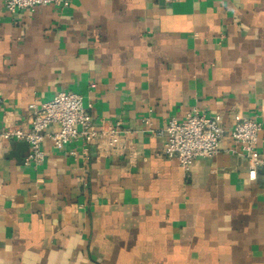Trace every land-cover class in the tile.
<instances>
[{
	"label": "crops",
	"instance_id": "crops-1",
	"mask_svg": "<svg viewBox=\"0 0 264 264\" xmlns=\"http://www.w3.org/2000/svg\"><path fill=\"white\" fill-rule=\"evenodd\" d=\"M61 92L82 95L97 126L119 123L124 148L86 157L82 141L48 139L34 167L21 142H0V264H264V169L251 180L231 138L235 116L256 118L264 158V0L14 13L0 0V129L30 130L29 106ZM192 110L223 136L186 171L155 132Z\"/></svg>",
	"mask_w": 264,
	"mask_h": 264
},
{
	"label": "built area",
	"instance_id": "built-area-1",
	"mask_svg": "<svg viewBox=\"0 0 264 264\" xmlns=\"http://www.w3.org/2000/svg\"><path fill=\"white\" fill-rule=\"evenodd\" d=\"M70 0H3L7 10L14 13L37 6H53L63 8ZM91 106H89L90 108ZM85 105L84 97L72 92H61L47 102L31 104L30 125L28 131L17 126H6L0 129V142H27L28 154L25 164L41 166L46 159L43 145L51 140L54 147L62 150L73 142L82 141V152L88 156L89 148L96 144L102 156H110L123 150L125 132L120 124L103 122L97 126ZM149 123V120H146ZM56 130L49 131L51 126ZM262 124L256 118L237 115L234 118L231 132L232 141L239 145L240 153L249 162V178L255 180L257 171L264 168V158L258 152ZM155 135L166 136L164 155L175 160L186 171L190 170L197 158H211L218 152L223 136L219 124L212 118L192 110L182 121L172 118L165 129L155 132ZM71 156H77L76 150L70 151ZM131 155L135 156L134 150Z\"/></svg>",
	"mask_w": 264,
	"mask_h": 264
},
{
	"label": "water",
	"instance_id": "water-1",
	"mask_svg": "<svg viewBox=\"0 0 264 264\" xmlns=\"http://www.w3.org/2000/svg\"><path fill=\"white\" fill-rule=\"evenodd\" d=\"M21 146H26V148H29V145H28V143H27V142H25V141L21 142ZM260 169H261V168H260ZM262 169H264V168H262Z\"/></svg>",
	"mask_w": 264,
	"mask_h": 264
}]
</instances>
